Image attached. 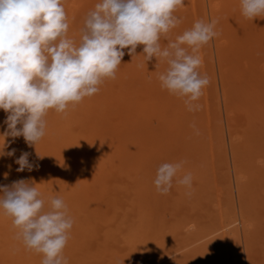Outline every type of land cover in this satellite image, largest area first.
<instances>
[{"label": "rangeland", "instance_id": "obj_1", "mask_svg": "<svg viewBox=\"0 0 264 264\" xmlns=\"http://www.w3.org/2000/svg\"><path fill=\"white\" fill-rule=\"evenodd\" d=\"M62 2L78 43L99 0ZM175 15L182 23L170 39L197 19L218 21L219 35L199 52L210 80L200 111L161 88L166 62H146L138 45L133 57L124 49L116 78L98 93L65 113L50 110L36 146L5 138L4 151L15 154L0 157V185L25 179L46 207L50 197L64 200L74 221L69 264H264V18H245L240 0H184ZM6 116L0 109V134ZM22 152L32 171H16ZM180 160L192 195L175 182L159 193L157 167ZM18 231L0 209V264H41Z\"/></svg>", "mask_w": 264, "mask_h": 264}, {"label": "clouds", "instance_id": "obj_2", "mask_svg": "<svg viewBox=\"0 0 264 264\" xmlns=\"http://www.w3.org/2000/svg\"><path fill=\"white\" fill-rule=\"evenodd\" d=\"M182 6L184 0H99L84 17L77 43L67 36L62 0H0V109L7 113L0 157L15 154V149L4 151L6 137L14 142L22 136L36 146L45 135L50 110L65 113L70 104L98 93L105 79L116 78L124 49L133 57L138 45H143L146 62H166L158 77L161 88L182 98L187 111H200L198 101L210 80L199 71V52L219 35L218 21L197 19L170 39V31L182 23L175 15ZM240 7L247 19L264 18V0H240ZM190 126L200 134L195 123ZM15 163L17 172L34 167L27 152ZM185 163L157 167L153 183L159 193L167 194L175 182L192 195L191 172L180 175ZM45 204L31 181L0 185V209L19 229L17 238L42 254L41 264H69L63 253L74 221L62 198L50 197Z\"/></svg>", "mask_w": 264, "mask_h": 264}, {"label": "bare ground", "instance_id": "obj_3", "mask_svg": "<svg viewBox=\"0 0 264 264\" xmlns=\"http://www.w3.org/2000/svg\"><path fill=\"white\" fill-rule=\"evenodd\" d=\"M232 220H233V218H232ZM239 220H240V219H239ZM230 221H231V220H230ZM236 222H238V219H237V218H235V219L232 221V223H236ZM232 223H231V224H232ZM224 226L226 227V226H228V225H224ZM224 226H223V228H224ZM232 226H233V225H232ZM221 228H222V227H221Z\"/></svg>", "mask_w": 264, "mask_h": 264}]
</instances>
